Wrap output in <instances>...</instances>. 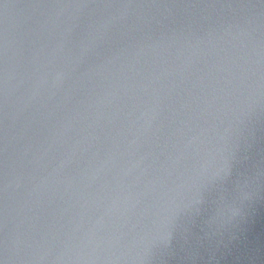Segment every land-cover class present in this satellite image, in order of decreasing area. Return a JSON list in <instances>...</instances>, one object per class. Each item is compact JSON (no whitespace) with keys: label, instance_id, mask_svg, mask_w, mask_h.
I'll use <instances>...</instances> for the list:
<instances>
[{"label":"water","instance_id":"obj_1","mask_svg":"<svg viewBox=\"0 0 264 264\" xmlns=\"http://www.w3.org/2000/svg\"><path fill=\"white\" fill-rule=\"evenodd\" d=\"M0 264H264V0H0Z\"/></svg>","mask_w":264,"mask_h":264}]
</instances>
